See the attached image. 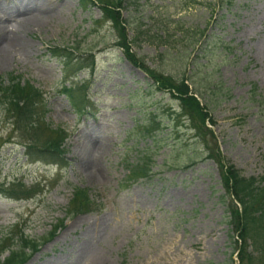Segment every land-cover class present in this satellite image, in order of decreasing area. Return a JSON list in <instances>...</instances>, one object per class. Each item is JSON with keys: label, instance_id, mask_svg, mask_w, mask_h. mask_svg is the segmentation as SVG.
Returning a JSON list of instances; mask_svg holds the SVG:
<instances>
[{"label": "rangeland", "instance_id": "374dc122", "mask_svg": "<svg viewBox=\"0 0 264 264\" xmlns=\"http://www.w3.org/2000/svg\"><path fill=\"white\" fill-rule=\"evenodd\" d=\"M122 5L110 8L113 20L100 4L83 8L78 0H44L41 7L0 0L2 34L23 28L22 50L0 54V77L7 83L17 74L38 86L43 121L68 132L64 165L30 160L20 142L30 139L0 102V238L8 245L9 233L21 228L30 238L46 237L22 264H238L220 168L203 155L213 147L242 174L264 173V0ZM48 45L94 56L95 68L73 77L85 84L88 106L76 109L61 91L62 70ZM149 70L197 85L212 120L203 123L207 129L192 114L172 120L177 100L155 89ZM149 116L159 120L154 135L141 132ZM147 157L149 175L121 183L129 166ZM19 182L32 187L29 196L7 194L4 188ZM74 186L87 187L101 208L68 213ZM253 262L264 264V257Z\"/></svg>", "mask_w": 264, "mask_h": 264}, {"label": "trees", "instance_id": "16d2710c", "mask_svg": "<svg viewBox=\"0 0 264 264\" xmlns=\"http://www.w3.org/2000/svg\"><path fill=\"white\" fill-rule=\"evenodd\" d=\"M78 2L83 8L87 5L100 4L103 15L115 20L110 8L112 6H123L124 0H114L112 2L110 0H78ZM125 42L122 40V42L117 44L126 49L127 44ZM126 43L129 44V40ZM47 52L59 61L62 70L61 91L69 97L76 109L79 110L82 105L88 106L91 100L85 96L87 89L85 84L79 81L75 82L73 77L79 70L89 69L92 71L95 68L94 56L90 52L83 55L71 46L48 45ZM127 57L134 65L144 66L136 58L131 57L130 54ZM148 74L156 90H167L171 97L176 98L177 107L170 112V117H172L174 122L178 119L186 122L190 121L192 119L191 114L196 118L198 117L202 128H206L203 124L206 119L210 123L212 122L206 113L207 105L200 104L197 97V85L190 81L188 76L162 74L154 70H149ZM7 81L5 83L0 77V102L5 103L8 118L11 120L15 130L18 129L22 137L30 139L28 143L20 141L25 147L24 155L30 160L41 159L60 166L64 165L63 163L66 160L64 140L68 132L62 126L52 127L49 122L43 121L47 112L42 97L43 91L30 80H22L17 74L9 73ZM143 128L142 134L154 135L155 132L159 131V120L156 117L149 116ZM44 129L48 133L45 134L42 142L39 143L38 140ZM204 143L205 141L202 143L203 146ZM206 151L203 157L214 158L220 168L222 185L226 189L223 200L228 202L230 230L235 233V236L233 233L230 234V238L234 244L233 253L238 256L237 263L254 264L253 259L257 255L264 257V173L259 176L242 174L240 168L224 160L221 154H219L220 157L218 156V149L212 147L211 152L208 154ZM149 163L150 160L147 157L146 160L130 165L128 174L121 183L134 181L138 177H147L149 175ZM4 189L9 190L7 194L10 193L14 197L19 198L29 196L32 187H26L19 182ZM71 196L67 208L68 213H81L101 208L100 203H95L96 200L89 195L87 187L74 186ZM62 223V220L54 223L47 237H53L54 232L57 230L56 228L60 227ZM12 234L14 233L10 232L9 236L10 239L12 237L11 241L13 242L8 245L3 244L4 237L0 238V264L24 263L40 247L44 241L43 239L46 238L43 237L40 240L33 237L30 238L22 228L15 235ZM3 251L8 253L1 256Z\"/></svg>", "mask_w": 264, "mask_h": 264}, {"label": "bare ground", "instance_id": "6f19581e", "mask_svg": "<svg viewBox=\"0 0 264 264\" xmlns=\"http://www.w3.org/2000/svg\"><path fill=\"white\" fill-rule=\"evenodd\" d=\"M22 1H25V0H22ZM30 1H32V0H30ZM33 1H37V5L39 7H41V4H43L44 0H33ZM38 6H36V7L38 8ZM17 25L18 26L16 29V33H13L12 35L6 36V35L2 34L1 29H0V54L5 56V58L8 57V52L11 51L10 49H12V48L20 49V47L22 48V46H23V44L20 42V38H18V36H17L18 32L21 31L23 28H22V25L20 23ZM20 50H22V49H20ZM99 145H100V143L97 144V146H99Z\"/></svg>", "mask_w": 264, "mask_h": 264}]
</instances>
